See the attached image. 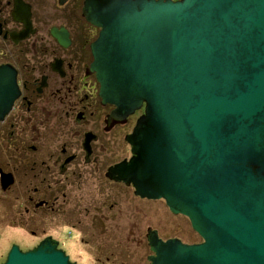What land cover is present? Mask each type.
<instances>
[{
	"label": "water",
	"instance_id": "1",
	"mask_svg": "<svg viewBox=\"0 0 264 264\" xmlns=\"http://www.w3.org/2000/svg\"><path fill=\"white\" fill-rule=\"evenodd\" d=\"M102 102L142 104L108 168L184 215L194 243L148 237L149 264H264V0H83ZM17 95L0 64V118ZM0 264H73L40 240Z\"/></svg>",
	"mask_w": 264,
	"mask_h": 264
},
{
	"label": "flooded vegetation",
	"instance_id": "2",
	"mask_svg": "<svg viewBox=\"0 0 264 264\" xmlns=\"http://www.w3.org/2000/svg\"><path fill=\"white\" fill-rule=\"evenodd\" d=\"M98 29L83 0H0V64L13 69L17 87L0 118V221L30 239L9 241L4 256L11 244L26 250L46 239L73 264L72 254L85 260L83 247L94 263L149 264L152 231L200 241L163 199L108 171L130 156L126 135L142 104L122 115L101 101L89 69ZM163 228L170 233L161 236ZM191 233L195 240L183 239Z\"/></svg>",
	"mask_w": 264,
	"mask_h": 264
},
{
	"label": "rangeland",
	"instance_id": "3",
	"mask_svg": "<svg viewBox=\"0 0 264 264\" xmlns=\"http://www.w3.org/2000/svg\"><path fill=\"white\" fill-rule=\"evenodd\" d=\"M8 224L9 223H6V221H4V220L0 221V262L3 259L4 252L6 250V246H7L9 241H11V240L17 241L19 238L20 240H18V242L20 243V245H25L23 240H30L27 238L21 239L20 234L17 233L16 231H13V229H10ZM169 224H171V223H169ZM167 231H168V229L163 228V230H159V232H160L159 234H161V236L162 235H168L170 233V231H168V232ZM21 234H22V237L25 235L23 232H21ZM183 239L195 240L196 236H195V234L191 233L188 237L184 236ZM81 250L85 251V258H84L85 260H82L83 258H79V257L75 256L74 254H72V258H74L77 263H80V264H108V263H94L93 262V256L95 254H94V250H92L91 248L83 247L77 251L81 252ZM128 250H135V248L130 247V248H128ZM137 251H138V253L141 254L142 251L143 252L146 251V248L144 247L143 249L142 248L139 250L137 249ZM136 262H140L141 264H146L145 261L143 260V257H142V259L139 258L137 261H135V259L128 260L125 262V264H135ZM110 264H121V263H110Z\"/></svg>",
	"mask_w": 264,
	"mask_h": 264
}]
</instances>
